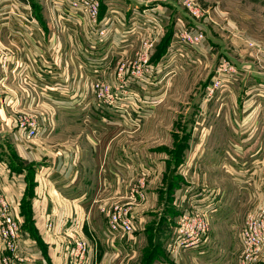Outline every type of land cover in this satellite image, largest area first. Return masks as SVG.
Instances as JSON below:
<instances>
[{"label":"crops","instance_id":"obj_1","mask_svg":"<svg viewBox=\"0 0 264 264\" xmlns=\"http://www.w3.org/2000/svg\"><path fill=\"white\" fill-rule=\"evenodd\" d=\"M154 1L103 0L101 14L116 9L129 19L132 7H149ZM203 1L214 4L209 8L219 15L213 19L217 23L213 25L216 35L207 32V40L219 56L232 61L235 75L211 100L202 104L205 106L199 119L197 116L189 119L183 162L187 158L186 166L193 179L202 178L201 183L194 179L196 187L200 188L203 183V188L213 196L212 202L207 198L205 203L212 204L214 211L209 216L207 241L180 253L177 264H238L237 234L245 216L243 211L253 206L255 196L253 190L232 178V173L264 155V46L258 44V50L248 48L246 43L256 42L247 41L244 34L254 39V30L264 28V15L262 21L256 23L252 9L253 4L264 7V0H237L233 4V0ZM172 2L164 4L168 9V4L179 7ZM30 4L40 27L38 53L25 38H10L5 30L0 36L1 48L10 55L5 65L0 59V189L12 204L24 239L41 252L37 264H65L63 242L66 236L73 234L100 240L101 252L109 256L133 258L139 244L130 241L145 233L142 224L147 214L161 208L169 189H172L171 201L178 214L183 206L181 200L187 179L178 172L180 166H175L172 145H157L169 148L168 151L161 148L144 151L140 140L147 138L142 127L149 121L152 123L151 120H158L155 112L165 101L140 130L133 132L137 134L129 136L117 132L106 137L107 132L102 129L126 127L115 125L112 117L93 108L92 94L85 84L93 77L89 72L86 74L89 69H84L86 61L82 53L87 44L82 34L71 24H67L68 31L62 30V23L56 20L57 14L49 0H30ZM181 15L190 20L185 12ZM183 18L179 17L185 21ZM173 39L174 33L166 51L176 45ZM133 42L123 44L120 53L108 57L107 63L114 66L113 62L119 58L131 59L137 49V42L136 45ZM166 51L158 59H154L153 54L152 61L161 60ZM88 55L95 61L104 60L103 51ZM172 81L176 78L168 83L167 96L176 90ZM207 82L202 87L203 92L210 85V80ZM22 112L37 116L41 132L32 139L26 140L16 128V115ZM198 125L200 131L195 132ZM144 169L150 172V178L146 184V199L133 212L136 235L111 244L99 207L106 202H124L129 188ZM171 169L174 176L167 185ZM262 172L264 169L258 172L260 181ZM233 221L236 224L231 226L229 223ZM48 223L52 224L51 230L45 229ZM219 228L221 232L217 233ZM159 229L157 244L141 247L142 252L145 247L152 251L146 264H157L168 258L166 244L170 231L163 226ZM222 235L227 239L222 241ZM1 248L0 243V254ZM234 250L238 254L233 253ZM97 261L96 257V264H101ZM259 264H264V255Z\"/></svg>","mask_w":264,"mask_h":264},{"label":"built area","instance_id":"obj_2","mask_svg":"<svg viewBox=\"0 0 264 264\" xmlns=\"http://www.w3.org/2000/svg\"><path fill=\"white\" fill-rule=\"evenodd\" d=\"M49 1L57 14L56 20L62 23V30L64 28L68 31L67 24H71L82 34L87 44L82 53L86 64L84 66L81 61L80 65L82 69L84 66L85 71L89 69L86 74L89 72L93 77L90 82H85L92 94L93 108L107 117H112L114 121L128 122L135 128L147 115H151L149 109L159 102L153 100L147 104L145 100H141L139 90L144 91L145 95L153 89L156 91L159 71H162V68L169 65L171 67L167 73L175 74L172 64L176 57L178 60L187 59L189 62L193 55L203 56L208 50L205 45V32L201 26L205 10L196 0H173L184 10L193 25H186L180 19L172 23L176 31L173 43L178 47L170 46L166 54L171 52L168 56L165 55L164 64L160 62L165 56L157 62L152 61L155 48L166 32V25L160 18L162 13L159 12V7H132L127 19L125 13H120L116 9L102 15L103 0ZM2 30H5L10 38H25L32 42L34 51L38 53L36 45L40 27L30 0H0V36ZM133 39L138 43L133 58L131 60L119 58L114 67L110 66L107 63L108 57L119 54L123 44ZM94 51H103L104 60L101 58L95 61L94 57L93 60L90 59L91 56L88 54ZM9 57L7 51L0 46L2 65L9 61ZM106 71L108 72L105 73ZM234 75V69L221 60L210 85L206 87L204 102L211 100ZM153 93L148 96H152ZM16 116V128L25 139H32L41 132L35 114L22 112ZM241 168L242 170L239 169L235 173H240L236 180L243 184V187L253 190L256 202L254 200L253 206L245 213L238 235L241 249L238 264H259L264 254V172L261 181L258 179V172L264 169V155L258 157L250 166ZM149 175L148 170L144 169L141 172L140 178L129 188L124 202H106L99 207V213L106 221V237L111 244L117 243L120 239L130 238L133 234V212L146 199L145 183ZM185 182L186 188L181 200L183 206L166 244L168 258L157 264H177L180 253L197 248L208 239L209 216L214 208L212 204H206L205 200L210 198L207 201L212 202L213 196L203 188V183L197 188L193 178ZM51 227L52 224L48 223L45 229L51 230ZM0 243L2 247L0 264H37L41 258V252L24 239L17 215L2 189H0ZM97 248V241L94 238L76 234L66 236L62 247L65 264H96Z\"/></svg>","mask_w":264,"mask_h":264},{"label":"rangeland","instance_id":"obj_3","mask_svg":"<svg viewBox=\"0 0 264 264\" xmlns=\"http://www.w3.org/2000/svg\"><path fill=\"white\" fill-rule=\"evenodd\" d=\"M172 1H170V0H166V1L157 0L156 1L155 0L154 1L155 3L152 5V6H156V4H160L161 7H159V9H160L159 12L162 13L160 18L162 20V23L166 25V32L158 44L157 50L155 51L156 55L154 54V59H158L160 56L165 54V52L163 50V46L166 44V40L173 33H176L175 29L172 27V23L176 19H179V17L183 18V16L181 15V12H184V10H182V8L174 7L172 4H168L169 9L165 6L164 3L172 2ZM196 1L200 4V6L203 8V10H205V15H204V18L202 19V23H201V26L203 27V30L205 32V37H206L207 32H212L211 33L212 35H216L215 28L213 25H217V23L215 22L216 20L213 21V19H216L217 17H219V15H218L217 11L213 10V8H209L210 6H212L214 4H207L203 0H196ZM235 1H237V0H233L232 4L235 3ZM220 4L222 5L221 2H220ZM216 6H218L217 3H216ZM157 7H158V5H157ZM165 7L168 10L165 9ZM252 9L254 11V14L256 15L253 18V19H255V22L258 23V22L262 21L261 19H263L262 15H264V7L262 5H259V4H253ZM206 19H208L207 23H206ZM185 21H184V23L186 25H189V26L193 25V22L191 20H188L186 18ZM204 22H205V24H203ZM245 27L247 28V25H245ZM250 30H252V29L250 28ZM254 32H255L254 39L251 36H248L247 34H244V36L246 38H248V39H246L247 41H250V39H251V40L255 41L256 43L259 42L257 44L253 43V42H248V44L246 43L248 48L254 47V48H257V50H258V49H260V47H257L258 44H260V46H264V28L255 29ZM70 33L71 32H69L68 35H70ZM226 36H227V33H226ZM205 39H206L205 45H206V47H208V50H206L205 53H203V56L193 55L191 57V55H190L191 60L189 62L187 59L178 60V58L176 57L173 60V64H172L174 67L175 74L170 73V72L167 73V71L171 67L169 65L166 66L165 68H162L163 69L162 71L161 70L159 71V74H160L158 76L159 83L155 87L156 91H154V89H153L152 92H154V93L152 96H148V95L152 94V92L148 93V95H145L144 91L139 90L141 100H145L147 104H149L153 100H159L158 104H156L154 107L149 109V111L151 112L150 113L151 115L155 112L157 107L159 108L162 105L163 101H165L163 106H161L157 110V112H155V113H157L156 118H158V120H151L152 123L149 121L145 125L144 128L142 127V129L144 130V136L147 137L144 139L140 138V140L142 141V145L144 147V151L145 150H147V151H150V150L158 151V149H160L164 144H166V143L171 144L172 145V152H173V154L175 153L174 154V161L176 164L175 166H180L178 172H180L182 174L183 178L185 177V179H187V181H189V179L193 178L192 177L193 174L192 173L189 174V170L186 166V163L188 162L187 158H185V161L183 162L184 151H185V148H187L186 145L188 143L187 133L189 131V119H190V117L193 118L195 116H197L199 119V115L202 116L201 115V109L205 106L202 104H206L204 102V99H205L204 92H206V90H204V92H203L202 87H203V85L208 83L207 81H209V80L211 81V79L213 78L217 68L219 67L221 60L228 63L234 69V66H232V64H231L232 61L228 60L227 58L225 59V57H223V56L222 57L219 56L215 52L213 46L208 42L207 37ZM133 41H134L133 45H136L137 41L134 39H133ZM222 42L224 43L225 46L229 47V43L225 42L223 39H222ZM126 44H128V43H126ZM137 46H138V43H137L136 47ZM176 47H178V46H175V48ZM170 52L171 51H169L168 54H166V56H168L170 54ZM133 56H134V54H133ZM166 56L160 63L164 64V62L166 61ZM131 59H129V60H131ZM70 63H72V61H70ZM115 63H116V61L113 62V64H115ZM213 70H214V72H213ZM212 72H213V74H212ZM174 78H176V81L175 82L172 81V82H174L173 84H175L176 90L171 92V94H170L171 96H169V95L167 96V94H168L167 85ZM232 78L233 77L228 79L224 83V85L228 84L232 80ZM222 87H221V89H222ZM171 103H172V105H170ZM151 115H147V117L142 121V123L139 126H137L136 128H133L132 125L128 122H122V121L117 122V121L113 120L112 121L113 123H117L115 125L120 126V127L125 126L126 128H124L122 130L116 129V130H108V131H105L104 129H102L103 130L102 132H104V133L107 132L106 137H108V136L111 137L114 133H117V132H124V133L128 134L129 136L131 134L132 135L137 134L136 132L135 133H133V132L135 130L139 129L150 118ZM209 124L212 126L211 120H209ZM195 127L197 128L195 130V132H199L200 126L198 125ZM108 140L109 139H106V141H108ZM159 144H162V146L157 147V145H159ZM168 149L169 148H167V147L161 148V150H166V151H168ZM144 153L147 154L146 152H144ZM241 170H242V168H241ZM232 174H233L232 178H234L235 180L238 177V175H240V173L239 174L232 173ZM149 178H150V175L147 178V181L149 180ZM194 179L196 180L197 178L194 177ZM201 180H202V178H199L198 180H196V182L198 181L199 183H201ZM147 181H146L145 185L147 184ZM223 183H226L224 178H223ZM241 186H243V184H241ZM146 189L147 188L145 187V190ZM171 194H172V189L171 190L169 189L167 192V195H166V199L163 202V205L161 206V208L159 210H155V211L149 212L147 214V216L145 218V223L142 224L146 229L145 233L142 234L140 237L136 236V238L138 237V240H136V238H133L130 241L133 244H135L136 242L139 244V246L137 247V251L135 252L136 256L133 255V258H129V259L127 257H122V256H115V257L109 256L110 254L101 252V247H100L101 245L99 243L100 240L99 241L97 240V243H98L97 244L98 248H97V253H96L97 254L96 257L98 258L97 262L101 261L100 262L101 264H142V262H143V264L148 263V260L152 255V251H150L151 248H146V247L153 245V244L154 245L157 244V241L160 237V236H158V231L160 230L159 228H161V226L165 227L168 232L170 231L169 233L171 235L172 229L176 225V219L178 216V212L176 211V209L172 205ZM243 212L246 213L245 211H243ZM244 213H243V216H244ZM229 224L232 226V225L236 224V222L233 221L232 223H229ZM237 224H238V221H237ZM242 224H243V219H242ZM143 226H141V227H143ZM241 228H242V225H241ZM241 228H240V230H241ZM211 230H212V227H211ZM240 230H239V232H240ZM212 232H214V230ZM220 232H221V230L219 228L217 230V233H220ZM239 232L237 234V241H238V245L240 247V243L238 240ZM135 233L136 232H133L131 237L134 236ZM165 235L166 236H164L163 238H164V241L166 242L165 238L167 237V234H165ZM169 238H170V236H169ZM220 238L222 241H224V239H227L223 235ZM232 238L235 240V236H233ZM165 242L163 244H165ZM143 245L144 246L146 245V247L144 248V250L142 252L141 247ZM238 251H239V254H238ZM238 251L236 252V250H234L232 252L238 254V257H239V255L241 253V249L239 248ZM238 257H237V259H238ZM138 259H139V261L136 262Z\"/></svg>","mask_w":264,"mask_h":264},{"label":"water","instance_id":"obj_4","mask_svg":"<svg viewBox=\"0 0 264 264\" xmlns=\"http://www.w3.org/2000/svg\"><path fill=\"white\" fill-rule=\"evenodd\" d=\"M173 176H174V170L171 169L167 177V185H170Z\"/></svg>","mask_w":264,"mask_h":264},{"label":"trees","instance_id":"obj_5","mask_svg":"<svg viewBox=\"0 0 264 264\" xmlns=\"http://www.w3.org/2000/svg\"><path fill=\"white\" fill-rule=\"evenodd\" d=\"M169 42H170V36H169V38L166 40V44L163 46V50H164V52L166 51V47H167V45L169 44ZM163 54V53H162ZM154 62V61H153Z\"/></svg>","mask_w":264,"mask_h":264}]
</instances>
